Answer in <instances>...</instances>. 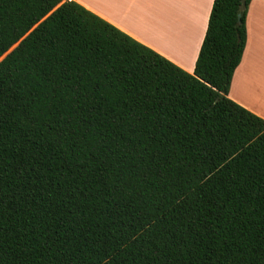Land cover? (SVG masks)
Listing matches in <instances>:
<instances>
[{
  "label": "trees",
  "instance_id": "1",
  "mask_svg": "<svg viewBox=\"0 0 264 264\" xmlns=\"http://www.w3.org/2000/svg\"><path fill=\"white\" fill-rule=\"evenodd\" d=\"M250 1L213 0L190 74L0 0V264H264V120L227 96Z\"/></svg>",
  "mask_w": 264,
  "mask_h": 264
},
{
  "label": "crops",
  "instance_id": "2",
  "mask_svg": "<svg viewBox=\"0 0 264 264\" xmlns=\"http://www.w3.org/2000/svg\"><path fill=\"white\" fill-rule=\"evenodd\" d=\"M72 1L190 74L213 3V0ZM245 26L244 51L227 96L264 120V0L250 1Z\"/></svg>",
  "mask_w": 264,
  "mask_h": 264
},
{
  "label": "water",
  "instance_id": "3",
  "mask_svg": "<svg viewBox=\"0 0 264 264\" xmlns=\"http://www.w3.org/2000/svg\"><path fill=\"white\" fill-rule=\"evenodd\" d=\"M240 17H241V14L239 13V14L237 15V23H238V24L240 23Z\"/></svg>",
  "mask_w": 264,
  "mask_h": 264
},
{
  "label": "bare ground",
  "instance_id": "4",
  "mask_svg": "<svg viewBox=\"0 0 264 264\" xmlns=\"http://www.w3.org/2000/svg\"><path fill=\"white\" fill-rule=\"evenodd\" d=\"M170 40H171V38H170ZM184 40H185V39H184ZM168 41H169V40H168ZM168 41H167V43H168ZM170 42H171V41H170ZM169 44H172V43H169ZM172 46H173V45H172ZM172 46H171V47H172ZM173 48H174V47H173Z\"/></svg>",
  "mask_w": 264,
  "mask_h": 264
}]
</instances>
